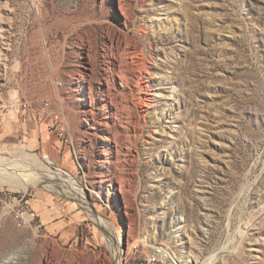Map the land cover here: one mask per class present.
<instances>
[{"label":"rangeland","instance_id":"obj_1","mask_svg":"<svg viewBox=\"0 0 264 264\" xmlns=\"http://www.w3.org/2000/svg\"><path fill=\"white\" fill-rule=\"evenodd\" d=\"M114 34L154 65L146 114ZM0 155L59 185L0 183V264H119L118 239L122 264L156 245L264 264V0H0ZM23 196L42 230L15 219ZM47 203L81 219L54 229Z\"/></svg>","mask_w":264,"mask_h":264},{"label":"bare ground","instance_id":"obj_2","mask_svg":"<svg viewBox=\"0 0 264 264\" xmlns=\"http://www.w3.org/2000/svg\"><path fill=\"white\" fill-rule=\"evenodd\" d=\"M139 33L143 36L145 35V26L139 30ZM129 41L130 40L127 38L125 47L123 48V43L119 40V37L114 34L113 37L110 36L106 41V48L113 53L112 58L120 63L119 72H126L127 70L137 71L138 78L135 80L134 85V104L139 105L141 114H146L153 106L156 97L160 96L158 90H156V94H150V92H148L159 88L153 79V76L156 73L154 71V65L147 59L144 50L137 53V46L132 45ZM114 51H116V53H114ZM107 56H109V52ZM24 156L26 157L14 159L12 157H4L0 155V183H7L11 186L25 190L35 184H46L48 186L53 184L56 188L59 186L54 182L55 178L52 177L53 175L50 174L48 165L40 156ZM69 187L71 186H65L62 184L61 188L67 189ZM72 189L74 190V188ZM121 253L120 239H118L115 248V257L119 264L123 263ZM173 256L177 258L181 264H185L174 252Z\"/></svg>","mask_w":264,"mask_h":264},{"label":"built area","instance_id":"obj_3","mask_svg":"<svg viewBox=\"0 0 264 264\" xmlns=\"http://www.w3.org/2000/svg\"><path fill=\"white\" fill-rule=\"evenodd\" d=\"M48 107L49 104H46ZM59 118V117H58ZM60 119H58L59 122ZM58 132L61 137H65L67 132V125L61 121L58 124ZM68 141V140H67ZM19 204L13 209V214L17 222L25 229L42 230L43 224L40 221L39 215L36 210L31 207L23 198L19 197ZM154 248V255L150 258L152 264H181L177 258L173 256V252L162 245H156Z\"/></svg>","mask_w":264,"mask_h":264},{"label":"crops","instance_id":"obj_4","mask_svg":"<svg viewBox=\"0 0 264 264\" xmlns=\"http://www.w3.org/2000/svg\"><path fill=\"white\" fill-rule=\"evenodd\" d=\"M46 207L49 209L48 212L44 214V219L49 223L51 222L53 224L52 228L54 229L63 228L68 223H77L82 216L76 203L62 204L60 206L49 205L47 203ZM35 210L38 213V210ZM38 215L40 216L39 213ZM56 217H59V219L54 221Z\"/></svg>","mask_w":264,"mask_h":264}]
</instances>
